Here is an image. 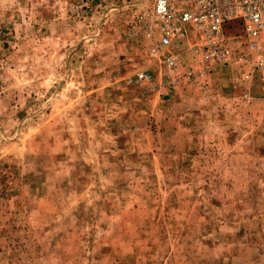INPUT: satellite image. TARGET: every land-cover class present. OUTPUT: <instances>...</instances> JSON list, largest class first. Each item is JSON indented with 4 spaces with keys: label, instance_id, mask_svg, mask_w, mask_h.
Listing matches in <instances>:
<instances>
[{
    "label": "rangeland",
    "instance_id": "1",
    "mask_svg": "<svg viewBox=\"0 0 264 264\" xmlns=\"http://www.w3.org/2000/svg\"><path fill=\"white\" fill-rule=\"evenodd\" d=\"M154 1L0 0V264H264V86Z\"/></svg>",
    "mask_w": 264,
    "mask_h": 264
},
{
    "label": "built area",
    "instance_id": "2",
    "mask_svg": "<svg viewBox=\"0 0 264 264\" xmlns=\"http://www.w3.org/2000/svg\"><path fill=\"white\" fill-rule=\"evenodd\" d=\"M141 19L145 37L153 42L154 59L169 77L182 64L185 41L198 35L205 70L247 69V76L258 77L264 86V0H155ZM155 76L153 70H141L128 82L150 86Z\"/></svg>",
    "mask_w": 264,
    "mask_h": 264
}]
</instances>
